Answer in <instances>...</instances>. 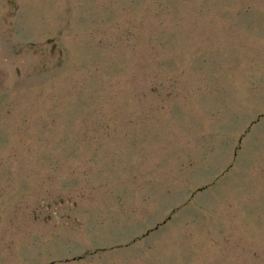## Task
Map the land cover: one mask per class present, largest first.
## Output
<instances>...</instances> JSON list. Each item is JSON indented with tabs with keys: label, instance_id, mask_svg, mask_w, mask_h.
<instances>
[{
	"label": "rangeland",
	"instance_id": "374dc122",
	"mask_svg": "<svg viewBox=\"0 0 264 264\" xmlns=\"http://www.w3.org/2000/svg\"><path fill=\"white\" fill-rule=\"evenodd\" d=\"M0 264H264V0H0Z\"/></svg>",
	"mask_w": 264,
	"mask_h": 264
}]
</instances>
